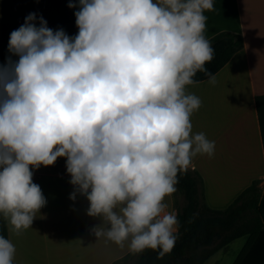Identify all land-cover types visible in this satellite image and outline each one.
Wrapping results in <instances>:
<instances>
[{"label":"clouds","instance_id":"1","mask_svg":"<svg viewBox=\"0 0 264 264\" xmlns=\"http://www.w3.org/2000/svg\"><path fill=\"white\" fill-rule=\"evenodd\" d=\"M69 37L30 13L10 33L0 65V217L19 234L46 199L34 171L65 158L69 183L89 202L92 229L129 251L170 252L178 220L166 198L215 142L194 132L197 73L215 84L205 37L214 0H78ZM37 24L39 26H37ZM17 57L18 59H12ZM31 168V170H30ZM0 235V264H13Z\"/></svg>","mask_w":264,"mask_h":264},{"label":"crops","instance_id":"2","mask_svg":"<svg viewBox=\"0 0 264 264\" xmlns=\"http://www.w3.org/2000/svg\"><path fill=\"white\" fill-rule=\"evenodd\" d=\"M2 8L0 0V40ZM205 15L208 40L228 32L243 42L215 74V84L207 79L187 88L201 100L191 116L193 131L215 142L214 155H197L189 169L202 179L205 205L224 210L251 184L264 187V146L255 105V98L264 95V0H214V10ZM65 164V158H58L52 166L34 171L33 183L39 185L46 205L31 228L16 234L5 221L7 239L16 248L13 264H112L131 252L126 244L96 240L92 229L101 220L86 214L89 202L83 196L69 199L74 188ZM166 202L177 215L180 194L175 191ZM244 246V238L236 239L204 264H233Z\"/></svg>","mask_w":264,"mask_h":264},{"label":"trees","instance_id":"3","mask_svg":"<svg viewBox=\"0 0 264 264\" xmlns=\"http://www.w3.org/2000/svg\"><path fill=\"white\" fill-rule=\"evenodd\" d=\"M69 3H78V0H3L0 59L6 60L10 55L5 19L11 7L15 10L26 8L34 13V6H39L51 21L57 22L58 29L72 37L78 31L74 15L78 9H70ZM209 41L214 56L206 67L215 75L242 48L243 42L241 36L228 32L219 33ZM207 79L203 73L194 77L198 82ZM255 105L264 146V95L255 98ZM176 191L182 197V205L176 215L179 228L173 249L163 255L153 249L129 252L112 264H204L218 250L239 238L245 239V246L233 264H264V189L261 190L258 184H251L224 210H212L205 205L202 179L191 169L178 175ZM0 235L7 238L2 217Z\"/></svg>","mask_w":264,"mask_h":264},{"label":"rangeland","instance_id":"4","mask_svg":"<svg viewBox=\"0 0 264 264\" xmlns=\"http://www.w3.org/2000/svg\"><path fill=\"white\" fill-rule=\"evenodd\" d=\"M23 6V5H22ZM35 8L33 9L34 13H37V16L39 17H43V19L47 22V26L52 29L53 31L57 30V22L55 21H51L50 18L46 15V13L44 14L43 9L39 6H34ZM20 10V11H17ZM30 14V11H28V9L26 8H22L19 7L18 9H13L12 7L7 11V15H6V19H5V25H6V37H8V41H9V36L10 33L13 30L18 29L23 23L24 20L26 18V16ZM37 26H39L37 24ZM8 50V48H7ZM5 62H0V65H4ZM261 190L264 189L260 188ZM5 221V220H4ZM209 264V263H208Z\"/></svg>","mask_w":264,"mask_h":264}]
</instances>
